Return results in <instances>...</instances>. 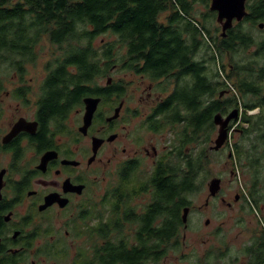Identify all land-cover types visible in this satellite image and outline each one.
Masks as SVG:
<instances>
[{
	"label": "flooded vegetation",
	"instance_id": "flooded-vegetation-1",
	"mask_svg": "<svg viewBox=\"0 0 264 264\" xmlns=\"http://www.w3.org/2000/svg\"><path fill=\"white\" fill-rule=\"evenodd\" d=\"M263 5L264 0H246L247 14L240 22L254 25L264 20L259 12ZM258 27L264 29V21H258ZM242 34L252 39L243 48L254 47L253 54H264V39L256 41L250 32ZM117 51L130 49L113 48ZM32 63L11 66L9 90L0 78V264H133L129 257L126 263L118 261L117 250L123 248L117 247L131 251L137 245L162 246L158 236L149 241L141 230L150 213L151 228H160L164 218L157 215L158 210L167 204L170 211L172 202L176 203V192H167L165 201L159 186L160 180L176 181L175 71L153 78L147 71L112 64L106 85L98 83L101 77L95 79L99 87H112L110 106L102 109L106 101L102 96L87 95L101 101L85 128L87 96L72 100L64 111H42L50 69L46 68L36 87L33 78H28ZM117 71L123 73L116 76ZM222 92L219 98L231 94L228 88ZM11 95L17 100L16 110L3 114L1 104ZM242 106H232L223 114L226 117L233 109L239 110L228 125L224 144L215 149L217 137H209L208 149L196 157L204 156L209 165L216 154L226 166L224 174H215L207 182L205 248L189 242L190 216L196 209L190 200L182 208H190L188 222L182 219L168 253L157 248L136 264H165L169 259L174 264L179 260L264 264V114H243ZM18 123V133L4 141ZM236 134L238 142L231 143ZM232 163L241 167L242 176ZM214 178L220 179L215 195L210 191ZM225 226L236 233L231 237Z\"/></svg>",
	"mask_w": 264,
	"mask_h": 264
},
{
	"label": "trees",
	"instance_id": "trees-1",
	"mask_svg": "<svg viewBox=\"0 0 264 264\" xmlns=\"http://www.w3.org/2000/svg\"><path fill=\"white\" fill-rule=\"evenodd\" d=\"M202 1L208 4L210 0ZM259 9L263 17L264 5ZM164 12L168 14L162 22L160 17ZM193 12L194 0H0V65L11 67L36 62L45 40L58 48L56 59L46 63L50 75L42 105L45 113L64 111L68 103L82 95H99L103 101H109L112 87H99L95 79L105 76L114 63L121 64L122 69L147 71L153 78L175 71L172 75L176 78V127L178 125L176 181L160 180L159 186L166 195L165 201L166 193L175 191L176 203L172 202L170 211L167 204L158 210L157 215L164 218L160 228H151L153 215L150 213L146 227L141 230L149 241L153 235L158 236L163 254L168 253L173 247L172 239L178 236L183 206L189 204V196L199 190V175H207L204 156L202 159L194 158L193 154L189 156L185 147L201 136L208 140L215 127L216 113L225 114L230 107L240 106L238 99L219 98L223 89L218 90L219 82L211 80L205 59L198 60L197 55L205 39L215 55L218 51L233 52L252 43L251 38L232 27L227 37H221L220 45L216 42L211 45L208 29ZM106 33L114 38L98 43L97 37ZM95 47L103 50H94ZM120 47L130 51L113 52V48ZM254 63L243 68L236 63L237 71L227 75L243 95L256 98L243 103V114L258 106L264 114V67L256 69L257 62ZM172 98L168 100L170 107ZM259 124L258 120L256 126ZM160 247L137 245L131 251L117 247L123 250H117L116 255L118 261L126 263L129 257L131 263L136 264Z\"/></svg>",
	"mask_w": 264,
	"mask_h": 264
},
{
	"label": "rangeland",
	"instance_id": "rangeland-1",
	"mask_svg": "<svg viewBox=\"0 0 264 264\" xmlns=\"http://www.w3.org/2000/svg\"><path fill=\"white\" fill-rule=\"evenodd\" d=\"M210 3L211 0L208 2V4H205L202 0H194V16L208 29V35L211 36L210 39V44H216L220 45L221 41V33H222V25L218 22L217 20V14L216 12L210 10ZM167 12H164L160 20L162 22H165ZM264 21V20H258ZM258 21L254 23V25H251V22H240L238 23L237 21H234V30L241 32V33H246L250 32L251 35L254 37L256 41H259L261 39H264V29H260L258 27ZM114 38V36L110 33L102 34L97 37V42H103L108 39ZM205 44L202 47V49L199 51V54L197 55L198 58H203L206 61V65L208 66L209 69V74L212 75L211 80L217 81L220 84V88L218 89L219 91L222 89H230L231 94L230 95H224L222 98H232V100L238 99V102L240 101V106L243 105L244 102H249L250 100H255L256 98L252 95H243L238 87L235 85V81L228 78L227 75H234L233 71H237V67H235L237 64L240 66H246L249 65L251 66V62H257L255 65L256 69H259L264 65V54L260 57L257 54H253L254 47L250 48H242L241 46L236 49V51L233 52H217L216 55L214 53V50L209 46L208 41L205 39ZM59 51L56 46L51 45L49 42L46 40L42 43V46H40V52L39 56L36 60V62L32 63L29 67L28 70V78L32 77V84L36 87H38L44 76L46 75V63L50 60H52L55 57V54H57ZM215 56V59H211L212 56ZM237 63V64H236ZM254 63V64H255ZM222 64L225 65V67H222ZM236 64V65H235ZM254 67V65L252 64ZM243 72V70H242ZM123 71L121 72H115V75L118 76ZM218 73L217 76L213 77V74ZM11 75H12V69L10 65H3L0 69V78L6 82L7 86L5 89L9 90L12 88L13 83L11 82ZM111 76H114V74H110ZM108 76H103L99 79L98 83L101 85H106ZM4 95V94H3ZM2 94L0 95V97ZM3 97V96H2ZM17 100L13 98V96H9L8 98L5 97L4 104H1L3 107V114H13V112L16 110ZM110 106L109 101H105L102 104V109L107 108ZM244 109V107L242 106ZM263 109L262 107H258L256 109L252 110H247V114H263ZM178 125L176 127V136L178 132ZM218 134V128L215 126L212 131H210V139L213 138L215 139ZM205 136H201L198 141H195L193 143L188 144L185 147V152L189 156H192L196 158L197 155L199 154V151L202 150L204 147L208 149L209 142L208 140L206 141ZM239 140V135L236 134L235 137H232L231 143H237ZM178 142V139L176 137V143ZM178 160V152H176V162ZM219 155L213 154L212 155V162H210L209 165L206 166V171L207 175H199L197 179V183H200L199 190L195 193H192L189 196V201L193 200V202L196 205L195 211L191 214L190 216V222H191V228L187 232V235L190 234L189 236V242L192 241L200 249L205 248V242L208 239L207 235V230L208 228L205 226L204 221L206 218V213L209 211L205 210V200L208 196V186L207 182L213 177L215 174L223 173L224 174V169L226 168L225 163L222 161ZM232 168L235 167L237 174L242 176V170L240 166H237L236 164L232 163L231 165ZM230 169V167H228ZM264 172V168H263ZM198 206H201L202 209H199ZM217 208L221 207L219 204H215ZM218 213H215L214 215H217ZM218 216H220L218 214ZM218 220L217 222H219ZM229 230V234L232 237L235 233L236 230L233 229L232 227L225 226ZM187 252V251H186ZM165 264H174L173 259H169ZM176 264H188L187 262H184L182 260L176 261ZM191 264V263H190Z\"/></svg>",
	"mask_w": 264,
	"mask_h": 264
},
{
	"label": "water",
	"instance_id": "water-1",
	"mask_svg": "<svg viewBox=\"0 0 264 264\" xmlns=\"http://www.w3.org/2000/svg\"><path fill=\"white\" fill-rule=\"evenodd\" d=\"M210 10L217 13V20L222 25L221 35L224 37L227 35V31L234 26V21L240 22L244 16L247 14L246 10V0H211ZM261 27L263 24H260ZM223 92L220 93L222 95ZM101 101L100 97L87 96L84 99L85 102V128H87L92 121L93 115L98 108ZM120 106L116 109V114H119ZM239 110L237 108L233 109L226 117L222 113L218 112L214 115L213 121L219 126V133L215 140V149H219L226 139L228 138V125L230 121L237 118ZM18 123L13 131L5 137L4 141L10 140L15 136L20 130ZM220 179L214 178L210 182V191L213 195L219 190ZM189 207H185L183 211V222L187 224L189 216Z\"/></svg>",
	"mask_w": 264,
	"mask_h": 264
}]
</instances>
